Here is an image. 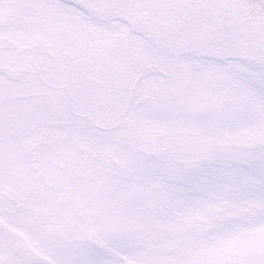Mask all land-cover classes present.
Here are the masks:
<instances>
[{
  "label": "snow or ice",
  "instance_id": "obj_1",
  "mask_svg": "<svg viewBox=\"0 0 264 264\" xmlns=\"http://www.w3.org/2000/svg\"><path fill=\"white\" fill-rule=\"evenodd\" d=\"M0 264H264V0H0Z\"/></svg>",
  "mask_w": 264,
  "mask_h": 264
}]
</instances>
